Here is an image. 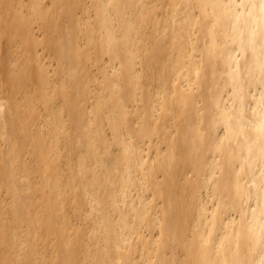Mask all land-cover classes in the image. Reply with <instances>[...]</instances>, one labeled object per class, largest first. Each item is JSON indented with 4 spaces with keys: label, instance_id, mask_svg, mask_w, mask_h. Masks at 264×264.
Listing matches in <instances>:
<instances>
[{
    "label": "bare ground",
    "instance_id": "1",
    "mask_svg": "<svg viewBox=\"0 0 264 264\" xmlns=\"http://www.w3.org/2000/svg\"><path fill=\"white\" fill-rule=\"evenodd\" d=\"M0 264H264V0H0Z\"/></svg>",
    "mask_w": 264,
    "mask_h": 264
}]
</instances>
